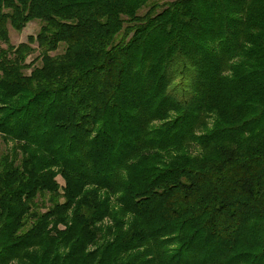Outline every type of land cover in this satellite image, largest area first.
Returning <instances> with one entry per match:
<instances>
[{
	"label": "trees",
	"instance_id": "16d2710c",
	"mask_svg": "<svg viewBox=\"0 0 264 264\" xmlns=\"http://www.w3.org/2000/svg\"><path fill=\"white\" fill-rule=\"evenodd\" d=\"M164 1L0 0V264H264V0Z\"/></svg>",
	"mask_w": 264,
	"mask_h": 264
},
{
	"label": "rangeland",
	"instance_id": "374dc122",
	"mask_svg": "<svg viewBox=\"0 0 264 264\" xmlns=\"http://www.w3.org/2000/svg\"><path fill=\"white\" fill-rule=\"evenodd\" d=\"M171 1H175V0H166L164 2H171ZM147 11H148V9L143 10L141 12V15L145 14ZM40 27H41V22H33V23H30L24 29V31L21 32V33L15 32L14 30L11 29V31H10V38H11L12 45L18 46L19 44H21L23 42H27L29 36H35L36 37L38 35L39 31H40ZM59 53H62V49L60 50ZM37 55L38 54H35L34 56L30 57L29 58V61L30 62L33 61L36 58ZM6 149H7L6 144L0 138V154L1 153H4L6 151ZM57 180H58V182H59V184H60L61 187H64L65 186V181L63 180L62 177L59 176L57 178ZM41 204H43V202L40 199V205ZM43 205L48 206L47 201H44V204ZM106 222L108 224H112V221H110L109 219H107Z\"/></svg>",
	"mask_w": 264,
	"mask_h": 264
}]
</instances>
